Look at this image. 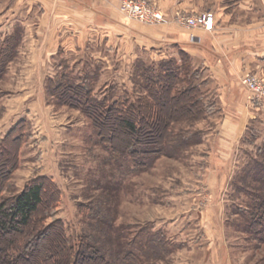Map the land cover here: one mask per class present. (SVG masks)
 I'll list each match as a JSON object with an SVG mask.
<instances>
[{
	"label": "rangeland",
	"instance_id": "obj_1",
	"mask_svg": "<svg viewBox=\"0 0 264 264\" xmlns=\"http://www.w3.org/2000/svg\"><path fill=\"white\" fill-rule=\"evenodd\" d=\"M34 1L0 0V42L13 32L22 34L15 57L0 69V140L19 123L25 134L0 201L44 177L59 191L45 223L60 220L68 235L92 234L104 249H118L121 255L133 252L130 264H264V236L255 238L248 230V199L235 191L240 170L258 148L264 149V100L247 90L260 111L231 149L220 145L223 138L214 134L219 116L211 98L204 99L211 112L199 119L187 111L186 102L174 101L158 114L157 126L149 127L164 129L161 153L141 157L139 165L136 158L113 153L88 116L52 96L46 81L40 87L19 71L24 35L33 38L41 15ZM66 1L82 8L100 0ZM146 67L153 69L156 63H137L124 82L106 86L94 82L96 68L89 67L91 72L86 70L82 78L97 98L132 102L144 96L138 73ZM196 79L201 82L200 73ZM213 173L224 174L225 182L213 181ZM5 241L1 238L0 246ZM147 247L155 250L149 258Z\"/></svg>",
	"mask_w": 264,
	"mask_h": 264
},
{
	"label": "crops",
	"instance_id": "obj_2",
	"mask_svg": "<svg viewBox=\"0 0 264 264\" xmlns=\"http://www.w3.org/2000/svg\"><path fill=\"white\" fill-rule=\"evenodd\" d=\"M153 1L166 24L130 20L116 1L100 0L80 8L66 0H35L41 10L39 24L33 38L24 35L19 71L43 87L46 79L59 73L83 77L93 67L97 77L92 81L106 86L124 82L137 63L179 60L184 54L201 74L205 100L211 98L215 105L220 124L216 122L214 134L223 138L220 145L231 149L261 107L251 102L240 78L249 72L264 76V0ZM205 11L214 16L211 32L175 21L177 15ZM218 178L225 182L224 174L213 173V181Z\"/></svg>",
	"mask_w": 264,
	"mask_h": 264
},
{
	"label": "trees",
	"instance_id": "obj_3",
	"mask_svg": "<svg viewBox=\"0 0 264 264\" xmlns=\"http://www.w3.org/2000/svg\"><path fill=\"white\" fill-rule=\"evenodd\" d=\"M20 32H13L0 42V69L4 70L15 57L22 38ZM198 74L184 54L179 60L160 61L153 69L143 68L138 76L143 82L144 96L132 102L97 98L82 77L67 73L48 78L45 84L52 96L88 116L101 142L113 153L136 158L142 165L141 157L161 153L164 129L157 132L149 127L157 126L158 114L168 111L174 101L186 102L187 111L197 119L211 112L212 106L204 100L200 88L202 83L195 82ZM112 125L117 130L116 137ZM133 137L139 138L134 142L131 141ZM24 138L23 124L19 123L0 140V193L17 164L18 150ZM148 145L155 147L146 149ZM257 150L240 170L235 183V191L248 199L244 217L255 238L264 236V149ZM58 199L59 191L54 184L39 177L14 198L0 201V240L6 238L5 244L0 246V264H60L61 255L62 264H130L134 261L133 252L121 255L118 249L112 252L104 249L92 234L68 235L60 220L46 224ZM146 250L147 258L155 253L151 247Z\"/></svg>",
	"mask_w": 264,
	"mask_h": 264
},
{
	"label": "built area",
	"instance_id": "obj_4",
	"mask_svg": "<svg viewBox=\"0 0 264 264\" xmlns=\"http://www.w3.org/2000/svg\"><path fill=\"white\" fill-rule=\"evenodd\" d=\"M119 8L127 18L143 24L157 25L168 22L156 5L149 0H121ZM175 21L188 28H202L206 32L214 30V16L209 11L193 15L180 14L176 16ZM240 84L253 97L264 100V78L253 74H245L240 78Z\"/></svg>",
	"mask_w": 264,
	"mask_h": 264
}]
</instances>
